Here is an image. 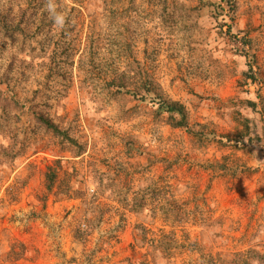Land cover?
I'll return each instance as SVG.
<instances>
[{"label":"rangeland","instance_id":"374dc122","mask_svg":"<svg viewBox=\"0 0 264 264\" xmlns=\"http://www.w3.org/2000/svg\"><path fill=\"white\" fill-rule=\"evenodd\" d=\"M53 2L0 0V264H264V0Z\"/></svg>","mask_w":264,"mask_h":264},{"label":"trees","instance_id":"16d2710c","mask_svg":"<svg viewBox=\"0 0 264 264\" xmlns=\"http://www.w3.org/2000/svg\"><path fill=\"white\" fill-rule=\"evenodd\" d=\"M122 87L123 86H121V85L118 86V88H122ZM142 89L145 90L146 94L152 92V86L151 85H149L146 88L142 87ZM155 100H156V97H154L152 99V101H155ZM160 105H161L160 107L165 108V110L178 112V114L181 116V120L177 124L183 125V121L185 120L186 115L183 112V106L181 104L178 105L176 102L169 103V102L163 101V102L160 103ZM38 121L45 128H47L48 130H51L54 134H56L58 136L65 137L67 139L69 138L66 133H64L55 124L51 123L49 120H47L43 116L38 117ZM56 177H57V173L54 170L50 169L49 172L47 173V177H46L47 178V182H48V184H47L48 187L47 188L49 190L52 188V183L54 182V179ZM70 194H72V192H69V194H68L69 196L68 197H71ZM179 218L182 219L181 217H179ZM138 228H139L140 233H141V239L144 242L150 243L151 246L154 249H159L162 246L163 248H165V250L167 249V251H168L169 249H171L173 247V245H171L170 243L169 244H164L163 241H161L160 239H156L154 237H150L151 232H150V235H149V231L150 230L146 226L140 225ZM83 235H84V233H82L81 231H79V232L77 231L76 232V237L77 238H83ZM10 256L16 257V259L23 258L25 256V250L19 252V251H16L14 248H12V250L10 252ZM254 256L257 257L256 258L257 260H263L264 259V254H259V253L255 252ZM258 256H260V257H258Z\"/></svg>","mask_w":264,"mask_h":264},{"label":"clouds","instance_id":"9594fccd","mask_svg":"<svg viewBox=\"0 0 264 264\" xmlns=\"http://www.w3.org/2000/svg\"><path fill=\"white\" fill-rule=\"evenodd\" d=\"M47 9L49 11L50 17L54 20V23L57 26L63 27L65 23V17L62 13H58L56 11V5L53 2V0H49V3L47 5Z\"/></svg>","mask_w":264,"mask_h":264}]
</instances>
